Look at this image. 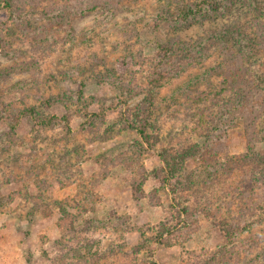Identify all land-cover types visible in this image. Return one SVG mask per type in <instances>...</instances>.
I'll list each match as a JSON object with an SVG mask.
<instances>
[{
	"label": "rangeland",
	"instance_id": "rangeland-1",
	"mask_svg": "<svg viewBox=\"0 0 264 264\" xmlns=\"http://www.w3.org/2000/svg\"><path fill=\"white\" fill-rule=\"evenodd\" d=\"M3 1L0 264H80L73 259L55 263L75 245L76 241L69 243V237L78 233L93 241L89 240L92 252L86 257L89 264H97L95 259L98 264H126L130 256L141 264H181V259L192 253L210 258L209 264H264L262 180L252 177L249 170H233L223 187L219 186L222 191L212 196L203 185L205 176L196 175L191 187L179 189L172 197L155 174L161 162L154 150L148 152L136 131L119 119L124 112L132 124L136 123L134 111L144 109L150 85L147 88L144 81L145 89L136 90L121 103L117 88L98 80L105 74L103 67H98L97 74L86 62L96 58V53L98 57L106 55L107 67L121 81H128L135 73L144 76L140 74L143 60L153 58L159 45L175 47L190 33L191 39L205 36L213 24L219 31L231 29L236 6L227 7L221 16L207 13L182 25L174 22L177 7L197 0H171L164 14L163 0H124L120 8L104 13L89 3L88 12L70 22L71 43L66 39L67 31L58 25L64 23L58 14H68V6L77 0H13L15 15L6 13ZM242 11L246 13L240 17L244 24L256 15L264 22L252 8L245 6ZM130 23L140 33V43L126 57L122 56L125 46H113L112 42L116 30ZM261 48L257 53L264 56ZM234 55L231 51L225 56L228 66ZM187 59L184 50L163 70L168 76L166 84L153 91L155 113L150 122L165 137H175L172 135L180 128L173 117L180 113V119L185 120L183 114L199 91L218 84L230 72L220 65L217 70H225L224 76L209 73V65L221 62L219 54L209 55L200 67L190 66ZM245 71L251 81L264 84V57L246 61ZM48 98L50 104L45 101ZM26 106H34L40 115L51 118V126H34L25 118L12 129L4 117L11 119ZM66 113L70 116L68 129L60 118ZM179 124L182 132L188 130L189 125ZM249 139L243 120L238 118L219 146L222 159L216 166L225 171L230 161L248 153ZM263 148V143H258L254 150L260 153ZM135 159L142 164L136 165L142 168L138 175ZM200 164L196 158L187 162L181 176L199 172ZM234 187L237 196L242 193L243 199L251 197L253 203L244 206L235 197L230 200L231 196L223 201L222 193ZM243 220L248 223L243 225ZM160 224L174 228L173 234H183L172 238L175 243L169 246L157 244L154 235ZM73 228L78 232L72 233Z\"/></svg>",
	"mask_w": 264,
	"mask_h": 264
},
{
	"label": "trees",
	"instance_id": "trees-1",
	"mask_svg": "<svg viewBox=\"0 0 264 264\" xmlns=\"http://www.w3.org/2000/svg\"><path fill=\"white\" fill-rule=\"evenodd\" d=\"M12 1L13 0H4L3 8L6 9V13L15 15ZM123 1L124 0H77V3L72 2L71 5L68 6V14H58V18L64 20V23H62V21V24L55 23L58 24L60 28L67 31L66 33H68V35L66 39L71 42V40H73V31H71L70 22L75 16H81L88 12L87 8L89 3H92V6L98 5L102 13H104V11L108 12L110 9L116 10L120 8L119 4ZM129 1L133 2L136 0ZM163 2L165 3L162 8L164 12L161 14L167 11V9L164 8L170 5L171 0H163ZM240 2H243V4L239 5ZM232 5H235L237 10H235L236 16L233 15L235 24L232 25L231 29L224 28L219 31L213 24L205 36L191 39L192 34L190 33L188 35V41H186L188 39L187 34L183 35L182 43H178L175 47L159 45V52L155 54L153 58H146L143 60L140 74L144 73V76L135 73L128 81H121V77H118L111 68L107 67L108 62L107 58L105 59L106 55L98 57L96 53V58L90 57L86 61L94 67L97 74L100 72L98 67H103L105 74H101L98 80L113 84L119 91V97H117V99L121 100V103L125 104L126 100L131 98L132 93L136 90L141 91L145 89L144 81L147 88L150 85L149 87L151 88L146 92L144 99V109L134 111V116L137 118L136 123L132 124V121L129 117H126L124 112H121L119 119L123 121L125 126L136 131L141 140V144L147 146L148 152L154 150L161 162L160 167L155 170V174H157L156 176H158L157 178H159L162 188L167 189L172 197L176 196L179 189L191 187L196 175L205 176L206 179H204V181L207 182L203 183V185H207L206 190H208L210 194H213L212 196L217 195L216 191H222L219 186L224 183L226 176H228V178L231 176L233 170H238L240 172L249 170L252 177L261 179L264 183V148L261 149L260 153H256L254 150V147L258 143H263L264 147V84L259 80L251 81L245 71L246 61L249 62L253 57H264L257 53L262 52L261 46L264 48V22L259 20L257 15L252 16L249 22L248 19H246L245 24L240 18L246 14L245 12L243 14L242 11L243 7L246 6L248 9L252 8V13L256 14V12H258L259 18L264 20V0H197L195 3L179 5L174 12V22L187 25L196 18L206 16L207 13L218 17L223 14L227 7ZM116 31L117 37L112 42V45L125 46V49L123 48L125 53H123L122 56H131V52L136 51L140 43V33L137 31V28H135L134 23H130L128 26L118 28ZM184 42L187 45H185ZM184 50L188 54L187 64L190 66L200 67L201 64L206 63V58H208L209 55L215 53V55L219 54L221 62L216 65L208 64L210 66L208 70L209 73L220 72L221 75L223 74L224 76L225 70L222 72L217 70L220 65L227 66L230 72L228 71L229 73L225 75L226 77H222L223 80L218 82V84L214 83L213 86L211 85V88L206 91H199L191 102L190 108L183 114L187 117L185 120L180 119V113L173 117L175 124L180 128L177 129L175 135H172L175 137L170 138L165 137L161 131L150 122L155 113L153 91L154 88L155 90L160 89L166 84L164 81H166L168 76L163 73V70L170 67L169 65L173 64L179 54L184 52ZM229 51L235 53L230 61V66L227 64L228 60L225 59V56L230 54ZM93 54L95 55L94 52ZM196 80L201 81L200 77H196ZM189 84L195 85L196 83ZM77 95H80V92H78ZM45 101L50 104L51 99L48 98ZM174 103L175 105L178 104L177 102ZM99 114L97 113V116ZM25 118L30 120L34 126L48 127L52 124V119L40 115L34 106L23 107L18 112L13 113L11 119L5 116L4 120L5 122L10 121V126L14 129V127L18 126ZM60 118L65 122L68 129L69 114H63ZM238 118L243 120L245 130L250 138L247 143L248 153L240 156L235 162L231 163L230 161V166L225 168L224 171L216 166L218 165L217 161L222 159V151L219 149V146L223 143L227 131L235 126V122H237ZM179 122L186 123L187 126L189 125L186 132H182ZM194 158L200 161V165H202L200 167L201 169L203 168V170L198 168L199 172L194 170L191 171V173L181 176V171L184 169L185 164L192 161ZM226 158L230 159L231 157L226 155ZM134 162V168L137 170L135 172L138 175L140 174L138 170H142V168L138 169L137 166L142 167V164L136 159ZM227 162L229 163V161ZM134 192L139 193L137 190H134ZM215 193L216 195H214ZM236 194L237 191L234 187L232 190L222 193V200L224 201L228 196H231L230 200H233L235 197L239 199L241 202L240 204L244 206L253 203L251 197L243 199L245 196L242 195V193L240 196ZM227 202H229V199L226 203ZM242 222L243 225L248 223L244 220ZM71 230L72 233L78 232V230L74 228ZM174 230V228L169 229L160 224L159 229L156 231L157 233L154 235V241L157 244L165 246L175 243L172 238H179L183 233L175 232V234H173ZM85 238L83 239L79 236V233L78 236L72 235L69 237V243L76 241L75 245L71 247L64 258L61 256V259L55 260V263L73 259L75 260L74 262L80 264H89L90 261H88L86 257L92 252V240ZM254 248L256 247L254 246ZM245 253L249 252L246 250ZM201 257L202 256L199 254L192 253L181 259V264H209V261H211L210 258L205 260ZM132 259L134 258L130 256L126 264H141L135 259L134 263L131 262L133 261ZM95 263L98 264L97 259H95ZM143 264L156 263L154 261H149Z\"/></svg>",
	"mask_w": 264,
	"mask_h": 264
}]
</instances>
